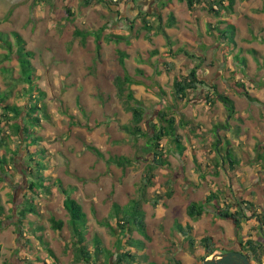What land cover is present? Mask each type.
Listing matches in <instances>:
<instances>
[{
    "label": "rangeland",
    "instance_id": "rangeland-1",
    "mask_svg": "<svg viewBox=\"0 0 264 264\" xmlns=\"http://www.w3.org/2000/svg\"><path fill=\"white\" fill-rule=\"evenodd\" d=\"M116 2L117 6L115 0H92L85 6L83 0H0V31H17L33 52V92L37 96L42 92L37 98L46 114L39 111V123L30 126L38 140L28 147L19 142L12 127L4 132L10 149L7 156L19 150L15 167L0 179V264H74V235L63 206L66 195L76 199L86 214L91 253V238L97 236L103 251L113 252L112 258L121 235L113 203L125 206L141 201L145 233L133 230L131 237L141 240L144 248L135 251L137 257L131 264H192L202 256L197 239L205 234L213 237L216 252L238 250L240 241L260 236L256 218L264 213V163L256 159L264 155V0H235L233 11L217 18L199 5L189 11L181 0ZM66 6L71 8V21L65 18ZM170 14L174 20L168 25ZM219 20L235 25L236 45L226 57L207 32L208 24ZM74 28L82 33L73 35ZM170 46L172 54L164 57L169 64L165 65L159 57ZM3 52L0 45V55ZM122 53H126L125 72L137 82L129 87L145 108L142 130L149 129L160 107L174 115L176 133L185 146L183 158L175 142L162 138L160 148L168 164L153 169L155 176L147 186L143 179L152 155L144 152L146 137L122 129L130 120L114 83V77L124 72L118 63ZM237 53L246 58V65L236 61ZM195 65L205 83L188 92L185 100L175 99L174 76ZM238 83L257 101L241 96ZM210 85L233 101L242 121L234 115L227 121L223 102L206 101ZM27 87L14 59L0 63V90L7 93L10 104L23 105L29 97L24 93ZM218 137L220 153L212 144ZM226 138L232 144L231 155L238 159L233 170L219 156L225 155ZM32 152L33 159L44 164L42 175L48 189L41 188L34 196L36 213L23 217L19 237V224L7 217L31 196L23 161L32 164L34 175L35 165L28 160ZM117 157L130 162L123 166ZM169 190L172 195L165 196ZM210 191L219 193L221 204L233 202L231 210L243 209L246 218L239 231L231 220L216 218L210 206L197 219L188 217L187 205L199 202ZM155 199L156 205L152 204ZM51 218L61 220L62 227L52 226ZM177 221L192 225L194 246L175 227ZM125 239L124 249L129 248Z\"/></svg>",
    "mask_w": 264,
    "mask_h": 264
},
{
    "label": "trees",
    "instance_id": "trees-1",
    "mask_svg": "<svg viewBox=\"0 0 264 264\" xmlns=\"http://www.w3.org/2000/svg\"><path fill=\"white\" fill-rule=\"evenodd\" d=\"M48 0H36L38 3H45ZM92 0H83V4L85 6L89 5ZM105 1V0H104ZM112 0H109V2ZM185 1L186 8L191 11L197 5L201 8L206 10L208 14L217 18L222 15L223 12H232L233 7L235 4V0H181ZM115 6L118 3L115 0L113 3ZM118 9V7H117ZM264 12V6H263ZM65 14L66 20H70L72 15L71 8L69 6L65 7ZM168 25H171L174 17L172 14L168 17ZM145 21V20H144ZM146 22V21H145ZM226 22V23H225ZM225 23L224 26H220V24ZM207 32L211 34L214 38V41L221 46V51L224 57H226L230 52H232L233 48L236 45L235 42V25L224 20H219L217 23H209L208 24ZM132 28V26H130ZM149 28V27H147ZM161 29V27H159ZM103 28H100V33ZM73 35L79 36L82 32L77 29H73ZM97 34V33H96ZM9 36L13 39L11 40ZM86 35L81 37L84 40ZM111 36V35H109ZM107 37L110 39V37ZM121 35H117V38H121ZM138 36V35H137ZM99 37L95 38L96 46L99 49ZM0 45L3 48L4 52L0 55V63L5 60L14 59L17 62V66L19 68V78L21 81L28 84L27 89H25L24 93L28 94V99L23 103V105L18 104H10L7 100V93L0 90V179H3V175L9 171L11 167H15V157L17 156V152L19 147L14 149L11 155L7 156V152L10 151L7 148V143L4 138V132L6 128L12 127L14 134L19 142H25L26 146L28 147L29 143L37 142L38 137L35 136L33 130L30 129V126H35L39 123L40 116L39 111L46 116L44 113V107L42 104L39 103L38 96H41L42 92L39 91L38 96L34 93V84H33V71L34 67L32 65V58L33 52L26 48V43L23 37L17 31H10V32H1L0 31ZM155 53L156 51H151ZM186 53V52H185ZM172 54V47H168V50L163 52L161 57H159V61L167 65L164 61V57ZM187 54V53H186ZM126 53H122L120 55L118 63L121 68L124 69V57ZM189 56H193L190 55ZM234 57L238 63L243 62L246 65V58L241 57L240 54H234ZM169 65V64H168ZM198 70V65L193 66L189 69V71L185 74H178L174 76L172 81V95L175 99L178 100H185L187 97L188 92L191 90L197 89L199 85H203L205 83L204 75H200ZM137 72H141V69H137ZM114 83L117 88V93L119 96L123 98L122 102L124 105V109L130 113V120L128 123L123 124L122 129L133 136L143 135L146 137L145 141V148L144 152L146 154H151L152 158L147 164L143 184L147 186L152 183V179L155 176L153 173V169L157 166L163 167L168 164L165 155L162 153L160 148V141L162 138L167 137L170 138L176 144L177 152L184 158V150L185 146L181 144L179 135L176 133V123L174 115L168 113V111L158 108V112L155 117V121H150L148 123L149 129L143 131L141 128V122L145 117V108L140 100L134 97L132 89L129 85L133 83H137L134 79L125 72L121 75H116L114 77ZM240 90L238 93L241 96H244L248 101H257L255 97H252L248 91L245 89L244 84L238 83L237 84ZM212 90L210 92L206 91L205 99L209 103H214L216 101L223 102L227 109L228 118H232V115L235 116V119L239 122L242 121L238 112L236 111L233 101L224 93L219 92L216 89V85H210ZM167 107V105H166ZM169 107V106H168ZM170 109H172L170 107ZM188 122H182L181 124H187ZM228 126L224 124V127ZM218 128V127H215ZM239 130V129H238ZM221 139L218 137L213 144L215 150L220 153L218 149V144L220 143ZM226 146H225V155H219L220 160L222 162H227L230 169H234V164L238 163V159L235 155H231L230 148L232 147L231 142L226 138L225 139ZM3 147L4 149H1ZM93 153L102 157V153L93 146H87ZM33 152L28 154V160L33 162L35 165L36 173L33 175L32 171V164L28 163L26 160L23 161L24 164V175L27 177V188L30 190L31 196L25 201L21 203V207L16 210V208H12V213L7 218L12 219L14 222L18 223L19 228L17 229V233L20 237L23 232V228L21 225L23 217L27 213H36V207L33 203L34 196L41 191V188L48 189V185L45 184V177L42 175V169H44V164L41 160L33 159ZM259 158L256 160L260 164L264 163V155H258ZM116 160H119V163L123 166H126L127 163L130 162L129 159L119 158L117 157ZM214 163L218 165L217 159L214 160ZM263 166V165H261ZM29 172V173H28ZM34 176V177H33ZM172 195V191H167L165 196L170 197ZM160 197H163L160 195ZM160 199V198H159ZM158 199V200H159ZM157 199L152 201V204L156 205ZM234 203L230 201V203H220V195L216 191H210L205 197L200 200L199 202L192 201L187 205L186 213L188 217L191 219H197L202 212L205 211L206 206H210L214 212V216L216 218L221 219H229L233 223L236 231L241 229V223L243 219L246 218V215L242 208L235 207L234 210H231V206ZM248 204V203H246ZM251 206V203H249ZM63 206L68 213V224L71 228V232L74 235V243H75V250L74 253V264L86 263V264H131L134 260H136V252L137 250H142L144 248V244L141 240H137L131 237V232L133 230L141 231L145 233V223L143 220V211L141 210V201L132 200L129 204L125 206H120L117 203H113V212L117 218V225L121 229V235L118 239V245L115 249V256H113V252H109L105 249L103 251V246L100 244V240L97 236H93L91 240L93 241L94 252L91 253L88 247V240L86 237V214L82 209V205L74 198L69 195H66L63 200ZM2 213L3 207L0 204V229L3 227L2 223ZM257 223L260 231V236H252L248 237L244 241H240L239 244L245 254L249 257L250 261L255 264H261L264 260V213H259L257 218ZM52 226L55 228H61L63 222L58 219L51 218ZM175 227L184 235L186 241L191 245H195L194 238L191 236L192 225L187 223L186 225H182L179 221L175 223ZM113 227H111L112 229ZM125 239L126 244H128L129 248H123L122 242ZM197 244L200 249H202L203 253L199 259L195 260L194 263L201 262L206 256L212 254L213 252L217 251L215 241L213 237L209 234H205L200 236L197 239ZM122 248V249H121ZM107 251V252H106ZM229 251V250H227ZM103 254L105 256L104 260H100L99 255ZM141 256V254L139 255ZM94 259V260H93ZM192 263V264H194ZM154 264V263H151Z\"/></svg>",
    "mask_w": 264,
    "mask_h": 264
},
{
    "label": "water",
    "instance_id": "water-1",
    "mask_svg": "<svg viewBox=\"0 0 264 264\" xmlns=\"http://www.w3.org/2000/svg\"><path fill=\"white\" fill-rule=\"evenodd\" d=\"M194 264H253L249 257L239 246L238 250L224 252H213L206 256L201 262Z\"/></svg>",
    "mask_w": 264,
    "mask_h": 264
},
{
    "label": "flooded vegetation",
    "instance_id": "flooded-vegetation-1",
    "mask_svg": "<svg viewBox=\"0 0 264 264\" xmlns=\"http://www.w3.org/2000/svg\"><path fill=\"white\" fill-rule=\"evenodd\" d=\"M21 261H19V263H20ZM19 263H17V264H19ZM20 264H22V263H20Z\"/></svg>",
    "mask_w": 264,
    "mask_h": 264
}]
</instances>
